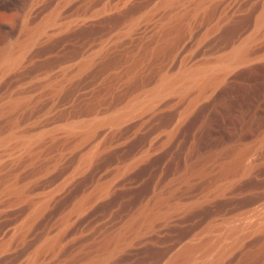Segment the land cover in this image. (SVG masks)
Masks as SVG:
<instances>
[{
	"label": "rangeland",
	"instance_id": "obj_1",
	"mask_svg": "<svg viewBox=\"0 0 264 264\" xmlns=\"http://www.w3.org/2000/svg\"><path fill=\"white\" fill-rule=\"evenodd\" d=\"M197 4L0 0V55L45 25L0 73V264H264V0ZM242 44L204 93L124 111Z\"/></svg>",
	"mask_w": 264,
	"mask_h": 264
},
{
	"label": "bare ground",
	"instance_id": "obj_2",
	"mask_svg": "<svg viewBox=\"0 0 264 264\" xmlns=\"http://www.w3.org/2000/svg\"><path fill=\"white\" fill-rule=\"evenodd\" d=\"M202 1L203 0H197V3L200 5ZM258 20H259L258 21V27H259L261 25V22L264 21V15H262V17H260ZM43 26L45 27V25H40V27L38 26V28L32 30L31 33H29L27 39L22 44L18 45L15 51L14 50L5 51L0 55V73L6 70L7 68L11 67L18 61H20L27 46L33 43L37 39L39 33L44 29ZM243 44L234 47L229 54L222 56L219 60H217L213 64H209V63L201 64V65L199 64L194 67L185 69L175 75L162 76L156 87L153 88L145 96V98L132 101L127 105L124 111H126V113L130 111L134 112V110H138L147 104L151 105V102L153 103L157 97L167 92L174 91L177 92L178 94L183 95L186 94L188 91H190V89H195L196 96L200 95L201 93H204L206 90L211 89L213 85L216 84L222 78L221 75L224 72H226L233 64L238 63L240 61H244L246 59V52ZM82 65H85V63ZM192 100L193 99H190V101L187 104L190 105L192 103ZM122 115L123 114H121V116ZM117 117H120V114L106 118L105 120H103V122L109 124L115 123V121H117L116 120ZM97 124L98 123L96 122H86V123L84 122V124L83 123H81L80 125L78 124L77 127L84 136H89L93 132V129L95 126H97ZM77 127L76 129L75 127H73L74 129H70V130L72 131L77 130L78 129ZM36 139L37 136L30 135L20 139V142L24 147H28L31 145L32 141ZM93 150L94 149H92L83 158L82 163L86 162L92 156L94 152ZM183 256H184L183 259L190 258L191 250L186 251L183 254Z\"/></svg>",
	"mask_w": 264,
	"mask_h": 264
}]
</instances>
